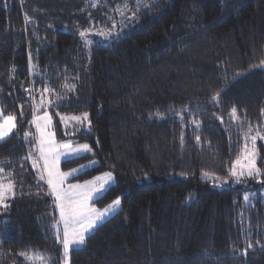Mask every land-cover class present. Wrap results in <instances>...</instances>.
I'll return each mask as SVG.
<instances>
[{
	"label": "trees",
	"instance_id": "16d2710c",
	"mask_svg": "<svg viewBox=\"0 0 264 264\" xmlns=\"http://www.w3.org/2000/svg\"><path fill=\"white\" fill-rule=\"evenodd\" d=\"M118 3L0 0V108L16 118L0 141L15 192L0 208V264H29L20 253L36 252L64 264L57 205L33 167L44 112L58 141L91 147L62 162L67 171L96 161L71 181L110 172L114 184L94 203L120 199L70 264H264L261 193L245 201L241 186L204 178L227 176L249 127L264 122V0H142L125 29L84 42L80 32L106 24L98 11ZM66 84L90 100L49 106L51 87ZM82 112L91 131L66 132L59 114Z\"/></svg>",
	"mask_w": 264,
	"mask_h": 264
},
{
	"label": "snow or ice",
	"instance_id": "6c2138e0",
	"mask_svg": "<svg viewBox=\"0 0 264 264\" xmlns=\"http://www.w3.org/2000/svg\"><path fill=\"white\" fill-rule=\"evenodd\" d=\"M135 13H133V16ZM112 27H115L113 25ZM80 35L85 36V32H80ZM102 36H110L112 33L101 32ZM264 64V62H262ZM47 91V89H46ZM218 96V94H217ZM215 99V98H214ZM232 115L236 116V109H232ZM88 114L83 113L80 116L61 117L65 124L69 120L75 121L77 124H82L87 119ZM14 115L3 116L0 115V141L9 137V134L16 129ZM52 117L45 113L42 116H37L34 120L35 127L38 132L37 150L39 156L33 160V167L40 173V180L47 181L50 188V195L55 198L56 205L59 207L60 220L53 226L55 233L54 238L58 243L62 244L65 264H68V254L74 245L84 243L85 234L88 233L98 221L104 219L108 214L114 212L120 206V199L117 198L112 201L107 207L99 209L90 203L94 196H99L105 185L112 179L111 173H105L97 176L94 180L85 181L80 184H70L65 187V182L69 176L78 172H82L96 163L91 161L87 165H80L78 168H73L70 171H61L60 159L62 156L83 158L87 153H90L91 147L87 143L73 146L71 141L57 143L55 140V133L50 130ZM90 124V121H88ZM252 128L249 127L248 133L245 134L246 141L250 140L253 148L248 149L247 143L244 148L243 156L238 157L235 161L234 167L231 169L232 176L237 182H240L243 177H259L261 169L256 165L257 152L255 151V144L260 135L257 130V135H251ZM30 133H25L28 137ZM199 140V137H197ZM38 160L43 161L42 167L38 164ZM3 163V162H0ZM4 170L0 168V176L3 175ZM9 195L14 196V183L10 180L4 183L0 180V208L7 209L9 205L6 203ZM249 196L245 195L244 200L248 201ZM62 224V238L61 228ZM251 247V244H249ZM247 249H245V252ZM21 256L29 262V264H48L51 257H46L42 253H34L29 256L25 253H20Z\"/></svg>",
	"mask_w": 264,
	"mask_h": 264
},
{
	"label": "rangeland",
	"instance_id": "374dc122",
	"mask_svg": "<svg viewBox=\"0 0 264 264\" xmlns=\"http://www.w3.org/2000/svg\"><path fill=\"white\" fill-rule=\"evenodd\" d=\"M119 2L120 3L117 4V7L114 10H111L107 14L103 11H101L102 13H100L98 11L99 14L96 17V21L104 20V22H106V24L98 23L94 27L93 30L85 33V36H83L84 42L85 41L91 42L94 40L96 41L99 38H103L104 36L100 35L101 32H109L110 31L112 33V35H114L115 33H118L119 31L125 29L126 26H129V24L131 22L130 20H133L135 18L134 17L135 15L133 16V13L136 14V12H135L136 10L134 9V6H136L139 3H142V0H119ZM113 25H115V27H112ZM112 35L106 36V37L111 38ZM100 40L103 41L102 39H100ZM27 91H28V96L30 98V101H32V103L34 104L35 99H34L33 86L30 87L29 89H27ZM49 94H50V100L47 101V103L49 106H53V107L62 106V105L68 104V103L69 104L70 103L72 104L75 102L77 103L79 101H84V100H85V102H88L90 100L89 96L84 98V99L77 98L78 89L76 88L73 90V87L70 84H66L64 87L61 86L59 91H55V88L51 87V89L49 90ZM40 108H41V105L39 102H37V107L35 108V110L37 109V111H38ZM45 113L49 114V112L40 113V114H37L35 116V118L37 116H42ZM83 113H87V112H82L79 114L60 113L59 114V121L61 122V126L63 127V129L68 133H74V132H79V131H91V122H90V124L88 123V121H90L88 113H87L88 114L87 119L84 120V122L82 124H77L75 121H71V120H69L67 122V124H65V121L61 119V117L80 116ZM51 124H52V122H51ZM35 129H36V127H35ZM257 130H259L260 135L256 141V144H255V151L257 152L256 165L258 168L261 169V173H262L259 177H255V178L243 177L240 182H237L235 177L232 176V174H231V169L234 167L236 160L234 161L228 175L225 177L217 176V175L210 174V173L204 174V178L209 180L213 186L218 187V188H224V187H230V186H241V189H243V195L249 196L248 201L252 200V198L255 197L258 193H261V196H263V199H264V155L262 154L261 149L259 148L260 143H262L264 146V122H263V124L256 126L255 129L252 130L251 135H257ZM36 136H37V142H38L37 129H36ZM82 143H87L89 145L88 142H77L76 144H82ZM245 143H247L248 149L253 148V145H252L250 140H248V141L245 140ZM244 148H245V146H244ZM244 148L242 150L240 157L243 156ZM90 162L85 163V164L87 165ZM0 168H2L4 170L3 175L0 176V180H2L4 183H8L9 181L7 180V177H8L7 173H9V172L1 164H0ZM73 168H76V167H73ZM103 173H107V172H103ZM108 173H110V172H108ZM100 174H102V173H99L97 175L101 176ZM96 176H94V177H96ZM112 176H113V174H112ZM89 180L90 179H87L84 181H73L71 183L76 182V184L77 183L82 184L85 181H89ZM68 185H70V183ZM119 207L113 212V214L118 211ZM57 209L59 211L58 206H57ZM113 214H111V215H113ZM77 246H79V245H74L70 249L69 254H68V264H70V252L74 247L76 248ZM63 258H64V264H65L64 251H63Z\"/></svg>",
	"mask_w": 264,
	"mask_h": 264
},
{
	"label": "crops",
	"instance_id": "0c3cea01",
	"mask_svg": "<svg viewBox=\"0 0 264 264\" xmlns=\"http://www.w3.org/2000/svg\"><path fill=\"white\" fill-rule=\"evenodd\" d=\"M50 114V113H49ZM0 115H2V111H1V108H0ZM34 120H35V118H34ZM0 122H2V121H0ZM35 124V123H34ZM50 130L51 131H53L54 132V129H53V120H52V124L50 125ZM55 133V132H54ZM11 134V133H10ZM9 134V135H10ZM55 140L57 141V143H62V142H65V141H71L72 142V144H73V146H75V145H78V144H76L77 142H75L73 139H68V140H64V141H58L57 140V138H56V135H55ZM83 144V143H82ZM39 153V152H38ZM71 158H74V157H71V156H69V157H65V156H62L61 157V159H60V169H61V171H64L63 169H62V167H61V164H62V162L64 161V160H67V159H71ZM41 161V163H42V165H43V161L42 160H40ZM96 164V163H95ZM94 164V165H95ZM83 165H86V164H83ZM93 165V166H94ZM79 167V166H78ZM78 167H76V168H78ZM92 167V166H91ZM88 168H90V167H88ZM88 168H85L82 172H84L85 170H87ZM73 169V168H72ZM71 170V169H70ZM70 170H67V171H70ZM67 171H65V172H67ZM82 172H78V173H76V174H74V175H72V176H69L68 178H67V180H66V182H65V187H67L68 186V184L70 183V184H76V182H74V183H71V182H73V181H71V179H73L74 177H76L77 175H79V174H81ZM108 173V172H107ZM103 174H105V173H102V174H100V175H103ZM98 176V175H97ZM96 176V177H97ZM96 177H94V178H92V179H90V180H94ZM114 182H115V178L112 176V179L105 185V188L102 190V192L100 193V195L99 196H94L93 197V199H92V201L90 202V203H92L95 207H97V208H99V209H103V208H105V207H107V206H105V207H99V206H97L95 203H94V201L96 200V199H98L99 197H101L104 193H105V191L110 187V186H112L113 184H114ZM59 212V211H58ZM111 214H113V212L112 213H110V214H108L104 219H102V220H100V221H98L97 222V224L88 232V233H86L85 234V237L87 236V235H89L90 233H92L95 229H96V227L98 226V225H100L101 223H103L105 220H107L109 217H111L112 215ZM59 219H60V216H59ZM61 228H62V224H61ZM82 246V244L81 245H79V246H77V247H81ZM76 247V248H77ZM75 248V247H74Z\"/></svg>",
	"mask_w": 264,
	"mask_h": 264
}]
</instances>
